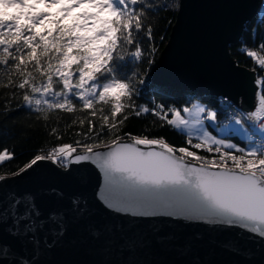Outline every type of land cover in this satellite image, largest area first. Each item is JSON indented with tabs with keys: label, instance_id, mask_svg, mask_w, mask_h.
<instances>
[{
	"label": "snow or ice",
	"instance_id": "obj_1",
	"mask_svg": "<svg viewBox=\"0 0 264 264\" xmlns=\"http://www.w3.org/2000/svg\"><path fill=\"white\" fill-rule=\"evenodd\" d=\"M39 5L60 8L53 17L38 10ZM162 7L157 0H0V89H13L9 95L22 99L16 107L37 113V119L47 121L59 112L86 113L66 127L88 124L86 132H75L83 141L36 154L12 175L44 160L66 171L90 161L103 175L100 200L112 215L103 223L94 221L87 203L73 198L68 208L43 217L31 194L9 192L0 199V224L8 225L4 230L21 245L31 244L34 251L41 243L50 248L63 241L70 225H79L97 250L120 257L97 264H152L141 257L154 249L187 258L180 264H208L196 254L204 234L193 233L181 242L174 231H165L174 227V220L238 229L236 239L207 241L235 255H252L241 240L258 237L264 245V77L255 81L260 89L257 103L247 113L225 97L219 108L198 102L182 109L155 101L138 103L155 54L153 27L146 21ZM76 9L81 11L65 23ZM258 17L252 22L253 34L264 25V3ZM259 40V51H240L264 69V34ZM145 56L148 68L141 75ZM130 66L137 70L129 74ZM221 110L227 123L219 126L218 138L208 128H218ZM149 114L161 128L166 124L184 136L187 146L170 145L164 137L120 135L131 116ZM49 135L62 139L57 127ZM9 159L11 153L0 151V164ZM5 179L0 175V181ZM9 255H14L11 247L0 244V257Z\"/></svg>",
	"mask_w": 264,
	"mask_h": 264
},
{
	"label": "water",
	"instance_id": "obj_2",
	"mask_svg": "<svg viewBox=\"0 0 264 264\" xmlns=\"http://www.w3.org/2000/svg\"><path fill=\"white\" fill-rule=\"evenodd\" d=\"M257 4L258 0H178L174 22L158 55L151 83L201 98L225 97L241 111L249 112L257 90L255 76L236 66L227 48L238 42L242 26L254 17ZM103 186L102 173L90 161L72 164L66 171L44 160L20 175L0 181V199L9 192L17 196L31 194L46 217L53 210L68 208L71 199L80 198L92 209V219L103 223L112 218L100 200ZM171 223L174 227L165 231H174L181 242L193 233L204 234L205 240L196 254L208 264H264V245L259 243L258 237L240 241L243 248L252 252L250 257H245L207 242L210 238L236 239L238 229L183 220ZM7 226L0 224V244L10 246L14 255L0 257V264L5 260L25 259L30 264H97L101 260L120 259L116 252L101 253L87 242L79 225H70L63 241L50 248L41 243L39 251H34L31 244L23 246L10 237L4 230ZM141 258L152 264H180L187 259L160 249Z\"/></svg>",
	"mask_w": 264,
	"mask_h": 264
},
{
	"label": "trees",
	"instance_id": "obj_3",
	"mask_svg": "<svg viewBox=\"0 0 264 264\" xmlns=\"http://www.w3.org/2000/svg\"><path fill=\"white\" fill-rule=\"evenodd\" d=\"M162 6V10L158 14L151 16L146 23H151L153 27L154 40L152 43L155 45L154 63L148 69L147 86L144 90L143 96L138 99V103H147L151 105L153 101L157 103H163L167 106H174L181 109L194 100H199L208 104L211 107H220L219 100L215 98L197 97L194 94L175 90L166 87H159L153 85L150 81V77L153 74L156 66L157 58L160 51L164 48L169 31L173 25L178 0H157ZM259 6L264 3V0H258ZM38 10L51 12L53 17L57 16V8H44L43 5L38 6ZM259 10V9H258ZM258 12L247 23L243 24L242 31L238 42L234 45H229L227 48L228 54L236 66L251 72L255 76V80L258 77H264V70L255 65L250 57L246 54H242L240 49L246 47L249 50H255L260 43L259 36L264 34V25H261L253 34V29H256V24L252 23L257 20ZM65 23H68L66 20ZM149 47L148 43L144 44V48ZM261 55L264 52L260 53ZM148 57L145 56L143 63L140 65L139 71L143 75V70L148 68ZM137 70L134 67H129V74L131 71ZM13 89L4 88L0 89V151L7 150L12 155V159L4 161L0 164V175L6 177L13 176L12 174L17 172L20 168L24 167L36 154H47L49 149L61 145V144H74L76 140L83 141L82 136H76L75 132H86L88 128L87 121L83 127L76 125L68 128L66 125L71 124L75 116H83L86 113L69 114L59 112L56 115L49 117L47 121L43 119H37V113L30 112L27 109L16 107L17 104L22 103V99L17 97L13 99L9 93ZM5 101L9 102V106L5 107ZM59 117V119H58ZM217 120L219 122L227 121L224 119V113L221 110L218 113ZM94 123L98 121L94 120ZM160 121L150 114L147 116L135 117L131 116L122 128L120 135L124 133H131L133 135H145L149 138L164 137L166 141L173 146H187L185 143L186 138L171 129L165 124L164 127H160ZM53 127L58 128V133L62 136V139H56L54 135L50 136L49 132ZM238 142L237 138H234ZM90 142V141H87ZM193 142H195L193 140ZM43 150V152H41ZM194 150V149H193ZM79 151V149H78ZM200 155H207L204 152H199ZM61 168V167H60Z\"/></svg>",
	"mask_w": 264,
	"mask_h": 264
},
{
	"label": "rangeland",
	"instance_id": "obj_4",
	"mask_svg": "<svg viewBox=\"0 0 264 264\" xmlns=\"http://www.w3.org/2000/svg\"><path fill=\"white\" fill-rule=\"evenodd\" d=\"M258 4H259V2H258ZM54 7L57 8V13H58V9L60 8V6H59V5H56V6H54ZM257 9H260V7H258ZM78 11H81V9H76L75 11H73V12L70 13V15H69V19L67 20L68 23L71 22L72 17H74V16L77 14ZM255 13L257 14L256 11H255ZM256 14H255V15H256ZM255 50L259 51L258 47H256ZM255 81H256V80H255ZM256 86H257V85H256ZM256 92H257V90L255 91V95H256ZM215 99H217V100H221V98H215ZM254 99H255V96H254ZM254 99H253V104H255ZM195 102H198V103L203 104V105H207L208 107L212 108V107L209 106L208 104L203 103V102H201V101H199V100H194V101H192L191 103H189V104L186 105V106H189V107H190L191 104H192V103H195ZM182 108H183V107H182ZM182 108H181V109H182ZM250 111H252V108L250 109ZM206 123H207V122H206ZM226 123H227V121H226V122H225V121L219 122V121L217 120L218 128L215 129V130H213L212 128H208V131H209L210 133H212L213 135H217L218 138H222V134H221V132H220V130H219V126H222L223 124H226ZM237 139H238V138H237ZM232 142H236V140L233 138V139H232Z\"/></svg>",
	"mask_w": 264,
	"mask_h": 264
},
{
	"label": "built area",
	"instance_id": "obj_5",
	"mask_svg": "<svg viewBox=\"0 0 264 264\" xmlns=\"http://www.w3.org/2000/svg\"><path fill=\"white\" fill-rule=\"evenodd\" d=\"M264 55V54H263ZM264 70V69H263ZM258 90H260L258 87H257V91ZM219 101H221V100H219ZM254 101H255V104H253V107H252V110H254V107H255V105H256V103H257V99H256V95H255V99H254ZM235 109H237V108H235ZM239 111H241L240 109H238ZM229 111H232V109H229ZM243 112V111H242ZM224 113V112H223ZM245 113H247V112H245ZM224 119H226L225 118V113H224Z\"/></svg>",
	"mask_w": 264,
	"mask_h": 264
},
{
	"label": "bare ground",
	"instance_id": "obj_6",
	"mask_svg": "<svg viewBox=\"0 0 264 264\" xmlns=\"http://www.w3.org/2000/svg\"><path fill=\"white\" fill-rule=\"evenodd\" d=\"M258 6H259V4H257V8H258ZM256 12H258V9H256ZM256 14V13H255ZM255 14H254V17H255ZM252 19H253V17H252ZM247 23V22H246ZM245 24V23H244ZM254 96H255V94H254ZM254 99V98H253ZM233 106H234V108H237V109H239L238 107H236L230 100H228ZM219 104H220V101H219ZM252 107H253V105H252Z\"/></svg>",
	"mask_w": 264,
	"mask_h": 264
},
{
	"label": "crops",
	"instance_id": "obj_7",
	"mask_svg": "<svg viewBox=\"0 0 264 264\" xmlns=\"http://www.w3.org/2000/svg\"><path fill=\"white\" fill-rule=\"evenodd\" d=\"M193 140L195 141V138H193Z\"/></svg>",
	"mask_w": 264,
	"mask_h": 264
}]
</instances>
